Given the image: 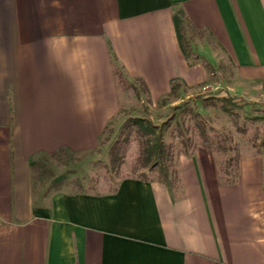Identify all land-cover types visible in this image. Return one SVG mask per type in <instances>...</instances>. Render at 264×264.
I'll list each match as a JSON object with an SVG mask.
<instances>
[{"label":"crops","instance_id":"obj_1","mask_svg":"<svg viewBox=\"0 0 264 264\" xmlns=\"http://www.w3.org/2000/svg\"><path fill=\"white\" fill-rule=\"evenodd\" d=\"M203 59L264 81V0H0V264H264L259 156L232 183L197 154L175 187L35 186L37 156L93 145L119 110L116 67L157 99L204 82Z\"/></svg>","mask_w":264,"mask_h":264},{"label":"rangeland","instance_id":"obj_2","mask_svg":"<svg viewBox=\"0 0 264 264\" xmlns=\"http://www.w3.org/2000/svg\"><path fill=\"white\" fill-rule=\"evenodd\" d=\"M181 34L184 53L197 59L189 36L183 29ZM201 62L208 70L204 82L186 86L173 81L169 94L157 99L149 96L141 80H127L116 67L119 110L93 145L63 147L37 156L33 161L36 188L42 192L111 191L126 177L162 180L175 187L180 182V159L197 154L210 156L221 179L232 183L241 158H264V81L243 82L228 61L221 67L206 59ZM232 93L251 101H233ZM172 112L162 126L160 153L151 144L154 134L128 121L145 118L161 124Z\"/></svg>","mask_w":264,"mask_h":264},{"label":"trees","instance_id":"obj_3","mask_svg":"<svg viewBox=\"0 0 264 264\" xmlns=\"http://www.w3.org/2000/svg\"><path fill=\"white\" fill-rule=\"evenodd\" d=\"M173 19H174V24H175V28H176V31H177V35H178L179 41L181 42L182 41L181 18H180V16L175 14ZM229 98L232 99L233 101L234 100H240L241 102H243L245 104H248V103H250L249 101H251V100H248L245 97H243V96H241L239 94H235V93H232V95H230ZM175 107H177V106H175ZM173 115H174V112H172L167 117V120L162 122L161 124H154V123L151 122V120H148V119H145V118H130L128 121H129L130 125H135L137 127H140L142 129H144L146 132L153 133L154 134V139L151 142L152 147L154 148V150L157 153H160V151H162V149H163L162 126L165 123H167V121L169 119H171L173 117Z\"/></svg>","mask_w":264,"mask_h":264}]
</instances>
